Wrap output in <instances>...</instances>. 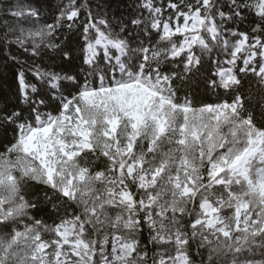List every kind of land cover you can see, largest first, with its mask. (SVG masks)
Instances as JSON below:
<instances>
[{"label": "snow or ice", "instance_id": "obj_1", "mask_svg": "<svg viewBox=\"0 0 264 264\" xmlns=\"http://www.w3.org/2000/svg\"><path fill=\"white\" fill-rule=\"evenodd\" d=\"M0 264H264V0H0Z\"/></svg>", "mask_w": 264, "mask_h": 264}, {"label": "trees", "instance_id": "obj_2", "mask_svg": "<svg viewBox=\"0 0 264 264\" xmlns=\"http://www.w3.org/2000/svg\"><path fill=\"white\" fill-rule=\"evenodd\" d=\"M52 3L55 4L56 0H52ZM0 93H10V85L8 82H0Z\"/></svg>", "mask_w": 264, "mask_h": 264}]
</instances>
